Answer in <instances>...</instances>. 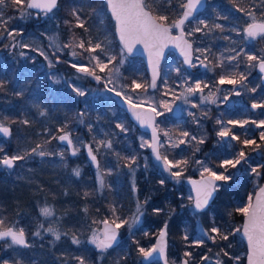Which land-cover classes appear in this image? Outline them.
Segmentation results:
<instances>
[{
	"label": "trees",
	"instance_id": "trees-1",
	"mask_svg": "<svg viewBox=\"0 0 264 264\" xmlns=\"http://www.w3.org/2000/svg\"><path fill=\"white\" fill-rule=\"evenodd\" d=\"M147 2L152 6L154 14L159 12V14L167 15L169 24L176 20L183 11L180 7L183 0H171L170 6H166L163 0H159L155 4L153 0H147ZM6 3L7 6L0 11V15L8 21L7 27L10 31L22 32L23 35H35L45 27L46 23L41 22V19L53 14L57 17L55 22L59 26L62 39L65 42L72 39L73 33L77 37L87 40V32L76 27H71L70 30V25L65 23V21H70L72 25L75 24L71 11L76 9L81 19L86 21L89 32L96 33L100 37L99 39L103 41L108 36L113 41L114 49L119 48L115 23L104 0H59L57 9L48 15L15 5L11 3V0H6ZM251 4L252 0H232V2H229V0H208L205 16L209 21V28L206 30L207 32L210 31L208 32L210 38H207V41L213 44L209 46L207 56L209 62L216 65L218 53L221 49H229L232 45L230 44L231 41L241 42L239 47H243L246 53L264 56V38L258 37L248 44L245 42L247 39L243 36L244 27L250 21L246 13ZM237 7L244 11H237ZM22 13L26 14L22 16ZM217 15L227 16L228 19H217ZM256 19L264 20L259 8L256 10ZM214 23L222 24L225 30L214 29L212 27ZM231 26H235L240 30L241 34L239 36L242 39H237L236 32L238 30L232 31ZM0 33H2V29H0ZM4 35L5 38L0 39V52L7 55L12 48L4 47V45H10L13 41L6 38V34ZM233 35H236V38H234L235 36L232 37ZM224 37H229V39L226 40ZM15 38V40L23 39V36L17 35ZM80 51L77 48V52ZM64 58L67 59V55ZM80 58L84 60L86 55L83 54ZM131 59L132 62L124 69V77L128 84H131L133 79L138 78V73L142 74L141 78L148 77L143 59L141 57ZM12 65L16 64L13 61L6 63L4 71L3 64L0 62V81L6 83V88L0 90V121L9 125L12 129L10 143L5 142L6 140L0 136V148H3L0 156L4 153H8L9 156L24 155L26 152L31 153L37 145L42 146L38 151L43 150L49 154L44 156L27 155L24 160L18 161L16 166L8 171L0 168V191L10 195L8 198L0 197V219L4 220L6 227L17 228L21 224L20 219L22 217L34 215L42 207H51L55 219L60 222L56 230L61 233V239L56 241L48 233L46 238L29 248L18 246L5 248L6 242L0 241V261L7 259L11 264L16 260H19L21 264H77L74 257L79 255L85 257L87 264H144L143 258L137 251V246L149 248L154 244L159 230L167 222L169 230L168 256L172 264L186 258L183 255L185 251L192 253L191 263L215 264L214 260L218 258L216 253L222 246L225 247L230 256L242 253V264H245L247 248L239 234H235L228 241L218 239L216 244L204 238V244L199 247L196 246L194 240L196 238L194 237L195 220L199 219L202 214L195 213L191 215L193 210L191 199L187 197L185 199L179 198L176 190L173 193L170 192L169 186L165 184L152 183L145 187L148 185L146 180L142 183L139 182V186L136 184L138 195L133 192V175L125 167L127 161L124 159L126 157L123 153L124 143L120 145V140L117 152L121 149L123 155L120 154L116 164L112 166V174L107 173L104 176L102 190L93 180H87L86 175L75 177L69 153L66 149L60 151L59 148L63 146L59 143L58 138L53 139V137H58L61 133L60 129L66 123L67 128L65 130L73 132V127L77 125L79 119L78 115L84 109V103L89 102L90 113L96 122L91 127V132H89V124L85 123L84 128H77L78 133L85 135L84 132H89V136H95L102 128H105L107 132L114 134L113 131L117 128L115 122H119L120 119L123 120L126 126L134 128L136 133H141V131L132 123L128 115L117 106L116 110H112L108 108V105L91 103L88 99L75 98L74 95L68 93L69 91L63 92L60 89L52 88L45 73L42 71L36 72L38 69L36 62L30 63L28 61V64L21 69V73H17L19 74L17 81L14 78L15 76L10 75L11 71L15 72L17 69ZM64 66L69 67L68 62ZM220 69L216 66L219 74H221ZM247 77V80L244 81L246 87H243L246 104L250 105L255 101H264V84L261 82L256 68L249 71V73L247 72ZM252 88H255L256 91L252 92ZM18 92H22V95H17ZM40 111H44L46 115L41 116ZM113 114L114 117H112ZM227 114L223 111V116ZM25 119L30 121L28 125L21 123ZM169 119L174 123L172 117H169ZM178 127L172 128V130L178 129ZM187 127L191 128V125L187 124ZM218 127L216 121L215 125L211 122L208 123L206 128H208L209 134H207L205 143L199 147V152H194V149L190 147L187 149L182 147L177 152L164 149V153L170 159H180L181 157L189 159L190 165L185 168V176L198 175L193 166L196 159L200 157L207 158L215 170L221 171L222 168L217 167V165L226 156V153L221 152V149L214 146L217 140ZM234 130V133L240 137V141L246 138L239 128ZM136 133L132 134L130 138L127 137L125 142L130 145L132 152L137 154L138 160L142 162L143 151L139 148ZM86 136L87 139H90L88 135ZM118 137L123 138L124 135L120 134ZM240 141H237L236 147L241 150L244 145ZM92 144L95 143L92 142ZM260 145L261 148H264V141ZM61 152L64 153V163L59 158ZM145 152L150 153V150L146 149ZM263 171L264 168H261V181L264 182ZM142 176L145 177L146 175L143 174ZM138 177H141V175L138 174ZM238 182L239 178H236L220 188L213 206L207 211L208 217L205 223L207 228H210L213 224V218L210 216L213 212L215 213L216 223H220L224 228L228 226L232 228L234 223L239 226L243 223V214L236 211L237 201L245 199L244 195L240 197V193L245 190L246 193L254 195L262 183L259 186H246L242 183L238 184ZM144 187L147 189L141 191ZM85 193H88V195L85 196ZM145 199H148L147 205L143 204ZM137 201H141V205L146 209V218L150 221L148 225H144L147 232L143 234L141 233L142 229H139L133 233L131 238L127 239L124 232H122L123 238L119 240L118 244L104 253L92 248L88 241L91 231L100 227L99 220L109 219L112 221L114 218L111 211L112 207L116 208L120 216L130 219L136 211ZM215 207L217 208L216 211L214 210ZM153 208H160L162 211L155 214L152 212ZM84 209H87V211ZM187 231L190 232L191 236L188 241H185L183 236ZM64 233H67V235H64ZM73 234L81 240L79 246L72 244ZM175 248L177 249L175 250ZM205 255L209 256L210 259L202 261L201 257ZM225 258L223 255L219 257L224 261V264L226 263ZM153 264L160 263L155 262Z\"/></svg>",
	"mask_w": 264,
	"mask_h": 264
},
{
	"label": "snow or ice",
	"instance_id": "snow-or-ice-1",
	"mask_svg": "<svg viewBox=\"0 0 264 264\" xmlns=\"http://www.w3.org/2000/svg\"><path fill=\"white\" fill-rule=\"evenodd\" d=\"M59 0H11V3L15 5H20L22 7H26L28 9L39 8L46 15L48 13H52L54 9L57 8ZM159 0H153V3H158ZM205 0H183L180 4V7L183 11L179 14L178 18L172 21L171 24L168 23L169 17L164 14H153L152 6L147 2V0H107V5L111 11L112 17L116 22V31L119 36L120 43L122 45L120 60L119 63L122 65L125 59V53L131 54L136 45H143L144 50L148 54V62L152 69V80L150 84L140 83L137 80L133 79L131 82V89L135 91L136 89H142L147 92L148 88L151 87L155 89L157 87L156 80L159 76L158 68L161 58L163 57L164 50L171 44L175 48L179 49L181 55L184 57V64L191 67H196V64L193 62V52H199L201 55L206 51L205 49L196 48L193 49V43L190 42L188 37H192L195 33H202L204 29L209 28L208 23L204 19H199L197 21V26L191 28L188 31H185V24L191 23L194 14L198 11V8L203 5ZM232 2V0H229ZM163 3L166 6H170L171 0H163ZM7 6L6 0H0V11H2ZM260 9L261 15L264 16V0H252V4L249 7L246 15L249 16L251 23L247 24V26L243 30V36L249 40H256L258 37L264 38V21L257 22L256 20V10ZM19 10V9H18ZM237 11H244L243 9L237 7ZM26 13H22L21 15H25ZM71 15L75 19V24L72 25L70 21H65L66 24L71 27H76L83 29L84 32H88L89 29L86 27V21L81 19V16L78 14V10L73 9L71 11ZM217 19L227 20V16L217 15ZM8 21L0 15V29H2V33H0V39H4L6 34V38L12 40L13 42L10 45H4V47H11L12 49L21 48V49H29L32 51H36L40 56H43L45 61L48 63L49 68H53L55 65L53 61L49 58V56L39 48H33L29 44L23 43L21 41H16L15 37L17 35L22 36V32H16L15 30H9L7 27ZM203 26V27H201ZM214 29H219L224 31V26L219 23H214L212 25ZM175 28L178 30V35L172 34V29ZM235 31V29H233ZM206 34V33H205ZM237 35H240L237 32ZM224 39H229V37H224ZM54 43V41H53ZM235 43V42H234ZM63 48H67L71 50V55L73 58H76L78 55L82 56L87 53V59L89 61L88 65H78L72 64L71 67L76 69L77 72L83 73L85 76H90L92 79L96 80L98 83L103 80L104 87L107 91L113 92L116 96L121 97V99L129 105V110L132 111L133 116L140 123L141 127H147L152 130L151 141L142 140L141 147H149L152 149V152L157 161H160L163 167V171L167 172L170 177L174 178L177 183L180 182V178L184 173V169L189 165L190 161L188 158L181 157L180 159H169L167 154H162L160 152V147L164 145L158 138V126L155 125V116H161L164 113L159 112L156 108L152 107L151 104L148 105V110L146 112L140 111V105L132 101V97L124 94L121 90H117V87L114 84V75H119V67L113 64L114 61L117 60L115 55L108 54L107 49L103 43V41L89 38L84 40L82 38L77 37L75 33L72 35V39L67 43L62 45ZM80 49L81 51L78 53L75 49ZM60 47L57 46L56 51H59ZM234 53L227 57V61L231 64L233 61H236L235 67L239 66L240 57L243 56L244 59L248 62H255V64L249 63L247 67H258L261 73H264V56H257L254 54H248L243 49L237 50L236 48L230 49ZM21 57L25 56V53L21 51L19 53ZM55 55V51L53 52ZM106 56L107 60L102 57ZM197 60H200V57H196ZM219 64L215 65L218 67H224V59L218 58ZM60 60L57 58L56 63H59ZM113 64V67L109 69V65ZM200 64L205 68H208L209 65L204 62V60H200ZM108 69V75L106 78H102L97 74V70L99 72H105ZM175 71L179 74L180 69L176 68ZM247 79V76L244 73L232 72L229 75H221L219 77L218 83L221 85L230 84V85H243V81ZM53 83H59L60 80L55 76H52ZM165 87L167 88V81L164 82ZM184 84H187V87L183 88V91L180 93H176L172 89H167L163 94L168 95L172 94L173 100L181 99L185 104H191L192 108H199L201 104L204 103H215V94L209 93L207 96L203 94L204 88L208 87V84L204 83L201 80H196L194 83H189L187 79H184ZM112 84L113 87L109 88L108 86ZM203 85V87H202ZM180 85H178L179 87ZM69 87L72 88V91L80 97L86 95V92L79 87H74L69 84ZM6 88V83L4 81H0V90H4ZM219 91V89H217ZM234 94L239 96L241 92L238 89H233ZM252 92H255L256 89L252 88ZM197 93L200 94L199 104L192 103L189 100V97L195 96ZM17 95H22V92L16 93ZM225 100L228 99L227 96L224 97ZM160 108L165 109L168 112L173 110L172 104L168 101H162L159 104ZM252 109H264V101L261 102H253L251 104ZM151 113V115L149 114ZM40 115H46L44 111H40ZM84 113H80V116L83 117ZM189 116L192 117V122L199 126L200 118L196 116L195 113L189 112ZM207 112H202V116H206ZM15 122V121H13ZM81 122H83L81 120ZM24 125H28L30 121L23 120L21 121ZM227 124L233 126L244 127V125L248 123L255 124L257 128H264V119L260 120H236L229 119L226 122ZM216 124L220 126L216 135L220 138H228L231 137L233 141H240V137L233 133L229 128L225 127V122L221 119L216 120ZM116 127L123 133H127L128 129H126L123 124L117 123ZM65 128L67 125L60 129L63 133L58 137L61 142H66L68 147L71 149V155L76 156L80 147L74 144L71 139V133L66 132ZM92 129L89 126V132ZM0 134L4 137H10L12 134L11 128L7 126L5 123L0 122ZM164 136L168 138V146L175 149L179 148L180 145H186L187 147L193 148L194 152H199V145H203L205 143V137L197 135L187 131L180 130L176 139L173 140L172 136L168 131H164ZM57 137H53L56 139ZM259 138L261 141H264V131L259 133ZM93 142L96 144L95 149L91 144H84L83 147L87 150V155L91 159V161L96 164L97 169L99 170V164L97 161V153L101 150V148H112L111 140H96L93 137ZM245 147L255 145L253 151L261 148V145L256 142L255 139L245 138L240 141ZM41 145H37L36 148L32 149L31 153H25L24 155L16 154L9 156L4 154L0 156V166L5 167L7 169H12L16 166L18 161H22L26 158L27 155L36 154L39 156H44L46 154L45 151L39 150L41 149ZM0 152H3V148H0ZM63 158L64 153H60ZM264 156V152L261 153ZM127 163L125 167L129 169V172L132 173L133 178L135 176V167L136 165V157L130 156L124 158ZM249 156L246 152L241 149L235 155L231 157H225L218 162L217 167L224 169V172L214 171L211 167H209L205 161L196 160L195 163L200 166L201 172L200 175L202 177L199 181L189 180V183L193 185L194 190L196 191V197L194 201V209L196 212H204L206 208H208L210 201L213 198L215 192L220 190L221 185L217 182L227 183L232 180V175L227 174L228 169L237 168L238 165L249 164L251 169V173L259 176L260 168H264V164H260L257 167H252L249 163ZM147 167V165H145ZM173 169H176L175 171ZM73 174L76 177L80 176V169H73ZM101 188L104 187V181L102 178L99 180ZM165 180L160 179L159 184L164 185ZM132 191L136 192L137 188L135 185V181L133 179ZM88 193H85L87 196ZM144 205L148 204V199L143 201ZM87 211V209H84ZM111 211L113 213V219L109 222L107 219L103 221L104 229L102 234H97L95 231L93 232L91 238L89 239V243L93 244L96 249L100 253L106 252L108 249H111L113 245L117 242V238L119 235V229L124 226H127L129 230L140 222V217L145 214L146 209L141 205L138 201L136 205V211L129 219H121L118 215H116V208L112 207ZM162 211L160 208H153L152 212L155 214H159ZM237 212L243 214L246 218L245 222L241 228H236L234 231L221 228L215 220H213V224L208 229H201L202 234L207 237L213 244H216L219 240L228 241L230 235H234L237 232L242 231V235L247 240L248 245V264H264V187H261L259 190V194L256 197V202L253 204L252 197H248V202L245 206L236 208ZM40 214L44 217H51L53 212L48 207H42L40 209ZM95 223V221H93ZM44 225L40 224L38 229L33 233L35 237L42 238L40 229H43ZM167 228L168 224L165 222L163 228L159 232V237L157 243L151 248H144L141 246H137V251L139 255L143 258L144 261L150 260L155 253H159L161 259H163L164 264H168V259L165 254L166 249V236H167ZM47 233H50L56 241L61 239V233L55 228L48 227L44 229ZM147 234V233H146ZM67 235V233H64ZM185 241H188L189 237L187 234L183 236ZM72 244L79 246L81 244V240L75 234L72 235ZM0 241H5V248H12L14 246L29 248L31 244L29 243L26 232L24 228H15V227H6L4 220L0 219ZM196 246H202L204 244V240H197L195 242ZM230 246V245H229ZM211 251V249H209ZM184 257L188 258L182 261V264H190V259L192 257V253L189 251H185L183 253ZM223 255L224 257H228L229 259L238 260V257H232L225 250V247H220V250L216 253L218 257L215 261V264H224L222 259L219 257ZM74 259L77 261V264H87L85 257L83 256H75ZM210 257L205 255L201 257L202 261L209 260ZM0 264H10V261L5 259L0 261ZM12 264H21L19 260L13 261Z\"/></svg>",
	"mask_w": 264,
	"mask_h": 264
},
{
	"label": "rangeland",
	"instance_id": "rangeland-1",
	"mask_svg": "<svg viewBox=\"0 0 264 264\" xmlns=\"http://www.w3.org/2000/svg\"><path fill=\"white\" fill-rule=\"evenodd\" d=\"M56 19H57V17L53 14H50L46 17H43L41 19V22H44L46 24H45V27L39 33L32 35V36L31 35H22L23 39H20L21 38L20 37L19 39L16 40V41H21L23 43L29 44L33 48L42 49L49 56V58L53 61L54 65H55L53 68H49L48 63H47V61H45L44 57L40 56L36 51H32L29 49L15 48V49L10 50L7 53V55H4L3 53L0 52V62H1V64H3V70L5 71L6 63L13 61L16 65H12V66L16 67L17 69L15 72L11 71L10 75L12 77L15 76L14 78L17 81V77L21 73V69L25 65L28 64V61H30V63L36 62V65L38 68L36 72L42 71L43 73H45L46 77L50 81V85L52 86V88L60 89L63 92L69 91L68 93L70 95H74L75 98H82L83 100L88 99L91 101V103H99L100 105H103V106L108 105V108H111L112 110H116L118 106L111 99L113 92H109L105 89L103 80L98 83L96 80L92 79L90 76H85L83 73L77 72L76 69L71 67V65L74 63L78 64V65H88L89 64V61L87 59L88 54L85 53L86 58L84 60H82L79 55L76 58H73L72 55L70 54L71 50L62 47V45L64 43H67L68 41L65 42L62 39L61 30H60L59 26L57 25V23L55 22ZM199 19H204L209 25L208 18L201 16V17L197 18L195 21L189 23L186 26V31L190 30L193 27H196L197 21ZM256 20L258 21V19H256ZM262 21H264V20H262ZM249 23H251V20L249 21ZM246 26H247V24L245 25V27ZM201 27H203V26H201ZM206 29H204V31L202 33H195L192 37H189V38L193 42H195V44H194L195 49L201 48V49L206 50L203 55H201V53H199V52H195L196 67H199L201 65L200 60H204V62L206 64H208L209 67L205 68V69L197 68V69L190 71V70L186 69V67L182 63L181 59L177 55L171 53L169 55V57L167 58L166 62L162 66L163 73H162V77L158 83L157 89L155 91H151L150 87H149L147 92L143 91L142 89H136L135 91H132V89L130 87L131 84H128L125 80L124 69L127 65H129L132 62L131 57L127 56L125 53L124 63L122 65H120L119 60H120V53H121L122 48L119 46V48L117 50H115L114 49L115 46L113 44V41L108 36L106 38H104V41H103V40L99 39L100 37L96 33H92L91 31L87 32L88 39L91 38L94 41H96V40L103 41V43L107 49L108 54L115 55L117 57V60L113 62V64L115 66L119 67V75H114V84L117 87V90H121L124 94L132 97V101L137 103V104H141V105H145V106H148L149 104H151L152 107L156 108L157 111L164 113L161 116H157L158 117V119H157L158 120V128L161 132L162 144L164 145L163 147H161L162 154H165L164 149L165 150H174L177 152V150L181 149L182 147H184V149L188 148L186 145H180L179 148H175V149L169 147L168 146V138L165 137L163 134L164 131H168L170 133V135L172 136L173 140L176 139V137L178 135V131H180V130H187V131L197 135L198 137L203 136L206 139L207 134H209L208 128H206L207 127V118H208V114H209L208 112H209V108L212 109V106H216V108H218V105H223L227 108H234V107L240 108V110L242 112L241 114H245L246 116L242 117L239 120L252 121V120L264 119V109H256L255 111L253 110V112H251V114L249 113V111H248V110H250L249 106H246L244 104V100H243V94H242L243 86H241L239 84L228 86L230 84H226L225 87H223V85L218 83L219 77L221 75H229L234 71L237 73L242 72L247 76V72L249 73V71L256 68V67H247V65L249 63L254 64V62H248L244 59L243 56H241L240 57V63H239L238 67H235V65L237 63L236 61H233L231 64H229L227 61V57L234 55V53L232 51H230V49H232V48L237 49L241 45V42H239V41L236 42L237 44L234 43L233 41H231L230 44H232V45L229 47V49H225V50L221 49L220 52L218 53V58L224 59V67L223 68L220 67L221 68L220 72H224V73L219 74L215 68L216 66L213 63L209 62V60L207 58L208 53H209V46H210V44L211 45H213V44L211 42L207 41V38H210V36H208V32H210V31L207 32ZM231 29L233 31V29H237V28L235 26H231ZM237 30H238L237 32L240 31L239 29H237ZM237 32H236V34H237ZM239 33L241 34V32H239ZM232 37L236 38V35H233ZM239 38L242 39L238 35L237 39H239ZM69 40H71V39H69ZM53 41H54V43H53ZM253 41L254 40H249V39L245 40V42L248 44L252 43ZM57 46L60 47L59 51H56ZM240 49L245 50L243 47L238 48V50H240ZM75 50L77 51V49H75ZM21 51H23L25 53L24 57H21L19 55V53ZM54 51H55V55H53ZM248 54H251V53H248ZM66 55H67V59L64 58V56H66ZM196 57H200V60H197ZM57 58H59V60L63 61V62L56 63ZM102 58L105 59V61L107 60L106 56H103ZM67 62L69 64V67L64 66V64L65 63L67 64ZM113 64L109 65V69H111L113 67ZM217 64H219V59L217 60ZM176 68L180 69L179 74L175 71ZM17 73H19V74H17ZM97 74L100 75L102 78H106L108 75V69H106L105 72H99L97 70ZM138 74H139V76L135 80H137L140 83L150 84V82H151L150 77L141 78L142 74H140V73H138ZM52 76H55L56 78H58L60 80V82L59 83H53ZM184 79H187L189 81V83H194L196 80H201L204 83L208 84V87L204 88L203 94L205 96H207L210 92L214 93L215 94V103H207L206 102L204 104H201L199 108H192L190 103L185 104V103H183V101L181 99L173 100V96L171 93H169L168 95L163 94L165 91H167V89H172L176 93L182 92L183 88L188 86L187 84L183 83ZM165 81H167V88L165 87V83H164ZM215 82L218 84H215ZM69 84H71L74 87L81 88L82 90H84L86 92V95L83 97L77 96L72 91V88L69 87ZM178 85H180V86L178 87ZM243 85H244V81H243ZM108 87L111 88V87H113V85L110 84ZM202 87H203V85H202ZM234 88L238 89L241 92V95H239V96L235 95L234 91H233ZM217 89H219V91H217ZM225 96L228 97L227 100L224 99ZM189 100L192 103L199 104L200 94L197 93L195 96L189 97ZM162 101H168L169 103H171L173 109L177 104L181 105L183 119L181 120V122H176V123H177V126H179V127L184 125L183 127H180V128L178 127V129L172 130V128L177 127L169 119V117H171L173 115V110L171 112H168L165 109L160 108L159 104ZM255 102H259V101H255ZM89 108H90L89 102L84 103V109L80 111V113H84V115H83V117H81L80 113H79V115H78L79 119L77 120V125L73 127V132L65 130L66 132L71 133V138L74 141V144H76L78 147H80V151L77 154V156L75 158L70 157L72 159V162H71L72 171H73V169L79 168L80 173H81L79 177L86 175L87 180H93V182L96 183L99 186V188L102 190L103 188H101L100 182H99L100 178H102L104 181V176L107 173L112 174V166L114 164H116V162H117L116 160L119 158L120 154L123 155V153H124L126 157H130V156L136 157V165H134L136 171H135L134 178L132 176V183H133V179H134L135 185L137 184L139 186V182L142 183L146 180V183L148 185H146L145 187H148L152 183L159 184L160 179H164L165 181H168V180L173 181L174 184L171 186L170 192L173 193V191L176 190L177 196L179 198L185 199V197H187L189 199H192V193H191L189 187L185 184V181L183 180V177H185L184 176L185 175V169H184L183 175L180 178V182L177 183V181L174 178L170 177L167 172L163 171V167H162L161 162L156 160L151 149L147 146L141 147L142 140H147L150 142L149 136L145 133H136L135 129L126 126L122 119H120L119 122H115V123L116 124L117 123L123 124V126L126 129H128L127 133L121 132L118 128L114 129V131H113L114 134L107 132L105 130V128H102L101 131L99 133H97L95 136L94 135L89 136V132H84L85 135L78 133L77 132L78 127L84 128L85 123H87V125L89 124L88 126L93 127L94 122H96V120L91 115V113H90L91 110ZM189 112L195 113L196 116L200 118L199 126L192 122V117L188 115ZM202 112H207V115L202 116ZM112 117H114V114ZM81 120L83 122H81ZM221 120H223V119H221ZM224 122H225L224 126L229 128L233 133L235 131L234 129L239 128V130H241V132L246 136V138L255 139L258 144H262L263 141L260 140L259 133L261 131H264V128H257L255 126V124H252V123H248V124L244 125V127H239V126H233V125L227 124L226 123L227 121H224ZM185 124L186 125L191 124V128H188V127L185 128V126H186ZM7 126H9V125H7ZM219 128L220 127H218V130H219ZM118 131H120V133H118ZM135 133H136L137 142L139 143V148H141V150L143 151V161L142 162L138 160V158H139L138 155L135 154L134 152H132L130 145L125 142L127 137L130 138L132 136V134H135ZM60 134H62V132ZM120 134H123L124 137L119 138L118 136ZM59 135H58V137H59ZM86 135H88V137H90V139H87ZM1 137H2V139L6 140L5 142H7V143H10V141L12 140L11 139L12 136L10 138H6V137L1 135ZM93 137H95L96 140H111L112 141V148L111 149L101 148L99 153H97V156L100 160L99 170L94 167L93 162L89 161L86 158L85 148L83 147L84 144L88 143V144H91L92 147L95 149L96 144H92ZM119 140H120V145H122V143H124V152L123 153H122L121 149L119 152H117ZM214 145H216L217 148L221 149V152L226 153L225 157H231V156L235 155L240 150L236 147L237 141L231 140V137H228V138L218 137V140H216ZM200 146L201 145H199L198 147H200ZM254 148H255V145H251V146H248V149L245 146H243L242 149L246 152V154H248V156L250 158L249 163L251 164V166L257 167L260 164H264V156L261 155V153L264 152V148H260V149H257L256 151H253ZM47 149H48V147H47ZM64 149H65L64 147L59 148L60 151H64ZM146 149H149L150 153L145 152ZM4 154L9 155L8 153H4ZM59 158H61L60 161L62 163H64V158H62L61 155H59ZM169 159H170V157H169ZM196 160L205 161L209 167H211L214 171H217L218 173L224 172V169H222L221 171L215 170L214 167L212 166V164L209 162V160L205 157H203V158L200 157V158H197ZM145 165H147V167H145ZM189 165H190V163H189ZM193 167L196 169L197 174H198L196 177L201 176L200 175V172H201L200 166L195 163V165ZM0 168L5 169L7 171L10 170V169H7V168L2 167V166H0ZM65 168H66V166H65ZM173 170L175 171L176 169H173ZM259 171H260V175L257 176L255 174L251 173V169L249 167V164L242 163L241 165H238L237 168H235V169L229 168L227 174L232 175V177H233L232 180L239 178L238 184L242 183L246 186L247 185L259 186L261 183H263V181H261V175H262L261 168L259 169ZM263 173H264V171H263ZM138 174L141 175V177H138ZM143 174H145L146 176L145 177L142 176ZM225 184L226 183L221 182L220 188H222L223 185H225ZM137 185H136V188H137L136 193L138 192ZM145 187L142 188L141 191H145L147 189ZM137 195H138V193H137ZM242 195L245 196V199L242 201H237L238 202L237 208L245 206L248 202L249 196H251L252 200H253L254 195L252 193L248 194V193H246L245 190H243L240 193V197ZM1 196H4L5 198L10 197V195L8 193L3 192V191H0V197ZM139 202L141 203V201H139ZM48 208H50L53 212V215L51 217L46 218V217L42 216L40 214V210H39L34 215L25 216V217H22L20 219L21 224L17 228H24L25 229V232H26V235L28 237L29 243L31 244V247H33L38 241L46 238V235L48 233L44 229H46L48 227L58 229V227L60 225V222H58L55 219L53 209L51 207H48ZM192 209L193 210L191 212V215H194L195 211H194L193 205H192ZM214 210L216 211L217 208L215 207ZM180 214L182 215V213H180ZM207 214H208V212L203 213L199 219L195 220V230H194V235H195L194 237H196V238H194L195 242L197 240H201L204 238L208 239L201 232V229H205V230L208 229L206 227V224H205L207 222V217H208ZM116 215H118L121 219H127V218H123L122 216H120L118 211H116ZM210 216L213 218L212 221L215 220V213L214 212L211 213ZM131 217L129 220H131ZM102 221H104V220H99L100 223H102ZM149 223H150V221L146 218V215L144 214L143 216L140 217V222L138 224L134 225L131 228V230H129L127 226H124L121 229H119V235L118 236L120 237V239H122L123 238L122 232H124V236L126 239L131 238L133 233H135L139 229H142L141 233L145 234V232H147V229H144L145 228L144 225H148ZM40 224L44 225V228L40 229L42 238L35 237L33 235V233L38 229ZM218 225L221 228H224L220 223H218ZM100 228H101V224H100V227L98 229L92 230L89 239L91 238L94 231L98 235L101 234ZM226 228L234 231L236 228L242 229V224L239 226L236 223H234L232 228H231V226H228ZM189 233L190 232H188V231L186 233L188 235V237L191 236V234H189ZM240 233L241 232H237L235 234L240 235ZM234 235H230L231 237L229 236V239H231ZM91 245H92V248H96L93 244H91ZM153 245L154 244L149 246V248H151ZM176 249L177 248H175V250ZM241 255H242V253H239L238 255L237 254L231 255L232 257H238L239 258L238 260L229 259L228 257H226L225 258V260H226L225 264H242ZM215 261H216V259L214 260V262ZM180 263H181V261H177L175 264H180ZM191 264H195V263H191Z\"/></svg>",
	"mask_w": 264,
	"mask_h": 264
},
{
	"label": "water",
	"instance_id": "water-1",
	"mask_svg": "<svg viewBox=\"0 0 264 264\" xmlns=\"http://www.w3.org/2000/svg\"><path fill=\"white\" fill-rule=\"evenodd\" d=\"M105 1V3H106V5H107V0H104ZM59 3V2H58ZM206 6H207V0H205V2L203 3V5L202 6H200L199 8H198V11L194 14V16H193V18H192V21L197 17V15H198V13L199 12H201V10H203V9H205L206 8ZM58 7V6H57ZM107 7H108V5H107ZM57 9V8H56ZM56 9H54L53 10V12L56 10ZM30 10H32V11H34V12H36V13H43V15H46L43 11H41V9H39V8H34V9H30ZM108 10H109V12H110V15H111V17H112V14H111V11H110V9H109V7H108ZM48 14H50V13H48ZM47 14V15H48ZM112 19H113V21H114V23H115V32H116V36H117V40H118V43H119V45H120V47L122 48V45H121V43H120V40H119V36H118V33H117V31H116V22H115V19L112 17ZM259 22H261V21H259ZM186 24H188L187 22H186ZM185 24V25H186ZM175 28H173L172 29V34L173 35H178L179 34V32H178V30L177 29H175V31H176V33H174L173 32V30H174ZM189 39V38H188ZM190 40V39H189ZM190 42H192L191 40H190ZM193 49H194V47H193ZM170 53H174L175 55H177L182 61H184V57L181 55V53H180V51H179V49H177V48H175L174 46H172L171 44L164 50V54H163V57L161 58V60H160V63H159V68H158V72H159V76H158V78H157V80H156V84H157V86H158V83H159V81H160V79H161V77H162V73H163V71H162V66H163V64L166 62V60H167V57H168V55L170 54ZM126 55L127 56H129V57H141L142 59H143V61H144V63H145V67H146V71H147V74H148V76L151 78V80H152V69H151V66L149 65V62H148V54H147V52L144 50V48H143V45H136L135 46V48L133 49V52L131 53V54H127L126 53ZM193 62H194V52H193ZM184 63V62H183ZM184 66L186 67V68H188V69H191L188 65H186V64H184ZM203 68H205L204 66H203ZM257 72L261 75V80H262V83L264 84V73H261L260 71H259V68L257 67ZM157 89V87L155 88V89H152L151 87H150V90L151 91H155ZM112 100H114L115 101V103H116V105L123 111V112H125L127 115H128V117L130 118V120L132 121V123H134L135 125H136V127L141 131V132H143V133H146V134H148L149 135V137H150V141H151V136H152V130L150 129V128H147V127H141V125H140V123L136 120V118L133 116V114H132V111H130L129 110V105L128 104H126L122 99H121V97H119V96H116L114 93L112 94V98H111ZM140 105V108H139V110L140 111H143V112H146L147 110H148V106H145V105H141V104H139ZM150 115H151V113H149ZM173 115L175 116V118L177 119V120H182L183 119V114H182V107H181V105H179V104H177L175 107H174V109H173ZM157 119H158V117L157 116H155V125L156 126H158L157 125ZM11 128V127H10ZM159 129V128H158ZM11 131H12V129H11ZM63 134V133H62ZM62 134H60V135H62ZM2 134H0V136H1ZM59 135V136H60ZM3 136V135H2ZM11 136H12V134H11ZM10 136V137H11ZM10 137H6V138H10ZM158 138H159V140L162 142V138H161V132H160V130L158 131ZM72 139V138H71ZM58 141H59V143L61 144V145H63V146H65V147H67L68 149H69V152H70V155H71V149L68 147V145H67V143L66 142H61L59 139H58ZM151 149V148H150ZM151 151H152V149H151ZM85 152H86V155H87V150L85 149ZM160 152L162 153V151H161V147H160ZM153 153V152H152ZM72 156V155H71ZM72 157H75V156H72ZM87 158H88V160L89 161H91V159L88 157V155H87ZM97 161H98V164H100V161H99V158H98V156H97ZM92 162V161H91ZM94 164V163H93ZM94 167L95 168H97V166H96V164H94ZM202 179V177L201 176H199V177H188L187 179H186V184H187V186L189 187V189H190V191H191V193H192V198H193V205H194V201H195V197H196V191L194 190V188H193V185L191 184V183H189V180H194V181H199V180H201ZM218 184L220 183L219 181L217 182ZM261 187H264V182L257 188V190L255 191V193H254V196H253V204H255V202H256V197H257V195L259 194V190H260V188ZM217 193H218V191L217 192H215L214 193V195H213V198H212V200L210 201V203H209V206H208V208H206L205 209V211H207L211 206H212V204L214 203V201H215V199H216V197H217ZM195 210V209H194ZM204 211V212H205ZM196 212V211H195ZM197 213H203V212H197ZM245 217H243V223H242V226H243V224H244V222H245ZM108 220V219H107ZM109 222H111L110 220H108ZM163 228V227H162ZM161 228V229H162ZM101 234H102V232H103V229H104V224H103V221H102V223H101ZM27 236V235H26ZM158 237H159V233H158V235H157V237H156V239H155V243H154V245L157 243V240H158ZM240 237H241V239L245 242V244H246V248H247V252H246V258H245V264H248V245H247V240H246V238H244L243 237V235H242V231H241V233H240ZM27 239H28V237H27ZM118 242H119V237L117 238V242L113 245V246H115L116 244H118ZM153 245V246H154ZM166 249H165V254H166V256H167V259H168V264H172L171 262H170V260H169V256H168V248H169V231H168V228H167V236H166ZM152 246V247H153ZM185 259H187V258H183L182 259V261L183 260H185ZM142 261H143V263L144 264H153V263H155V262H158V263H160V264H164V261H163V259H161V257L159 256V253H155L154 255H153V257L150 259V260H148V261H144L143 259H142ZM182 261H181V263L180 264H182Z\"/></svg>",
	"mask_w": 264,
	"mask_h": 264
},
{
	"label": "flooded vegetation",
	"instance_id": "flooded-vegetation-1",
	"mask_svg": "<svg viewBox=\"0 0 264 264\" xmlns=\"http://www.w3.org/2000/svg\"><path fill=\"white\" fill-rule=\"evenodd\" d=\"M207 6H208V0H207ZM207 6H206V8H207ZM206 8L205 9H203V10H201V12H199L198 13V15H197V17L193 20V21H195L197 18H199V17H201V16H203V17H206L205 16V12H206ZM192 21V22H193ZM259 21H262V20H258L257 22H259ZM189 24V23H188ZM188 24H186L185 25V31H186V26L188 25ZM173 32L174 33H176V31H175V29L173 30ZM189 38V37H188ZM190 39V38H189ZM191 40V39H190ZM192 41V40H191ZM192 43H193V47H194V44H195V42H193L192 41ZM120 46V45H119ZM195 49V48H194ZM171 54V53H170ZM169 54V55H170ZM174 54V53H173ZM169 55H168V57H169ZM139 57V56H138ZM167 57V58H168ZM131 58H135V57H131ZM182 61V60H181ZM182 63H183V61H182ZM194 63H195V51H194ZM184 64V63H183ZM197 68H200V69H205V68H203V65H200L199 67H192L191 69H188V68H186V69H188V70H194V69H197ZM216 68V67H215ZM163 71V70H162ZM256 71H257V67H256ZM221 73H224V72H221ZM258 73V72H257ZM259 74V73H258ZM260 75V74H259ZM149 77V76H148ZM260 79H261V75H260ZM261 82H262V80H261ZM215 84H218V83H216L215 82ZM225 85L226 84H224L223 85V87H225ZM228 86H231V85H228ZM244 93H245V91H244V89H242V94H243V100H244V104L246 105V106H249V109L250 110H248L249 111V113L251 114V112H253V110L254 109H252L251 108V104L250 105H247L246 104V102H245V96H244ZM256 110V109H255ZM254 110V111H255ZM223 111H225V112H227L228 114L226 115V116H223ZM209 114H208V118H207V125H208V123L209 122H211V124H213V125H215V121L217 120V119H223L224 121H227V120H229V119H236V120H239V119H241L242 117H245L246 115L245 114H241L242 112H241V110H240V108H238V107H234V108H227V107H225V106H223V105H218V108H216V106H212V109L211 108H209V112H208ZM134 124V123H133ZM135 125V124H134ZM157 125H158V120H157ZM189 125H191V124H189ZM136 126V125H135ZM187 126V125H186ZM217 126H219V125H217ZM220 127V126H219ZM141 133H143V132H141ZM146 134V133H145ZM148 135V134H147ZM149 136V135H148ZM150 138V137H149ZM162 138V137H161ZM217 140H218V136H217ZM74 142V141H73ZM88 144V143H87ZM63 146V145H62ZM214 146H216V145H214ZM65 149H67V151H68V153H69V156L71 157V158H75V157H72L71 155H70V152H69V149L67 148V147H65V146H63ZM208 147H210V145H208ZM215 148H217V147H215ZM161 151H162V149H161ZM228 154V153H227ZM86 155V154H85ZM86 158H87V155H86ZM88 159V158H87ZM100 161V160H99ZM94 165V164H93ZM99 166H100V164H99ZM185 176V175H184ZM188 177H196V176H185V177H183V180L185 181V184H186V179L188 178ZM165 185H168L169 186V188H171V186L174 184L173 183V181H165V183H164ZM220 185H221V182L219 183ZM187 185V184H186ZM218 194V193H217ZM192 200V205H193V198L191 199ZM216 200V199H215ZM215 202V201H214ZM212 206H213V204H212ZM211 206V207H212ZM210 207V208H211ZM194 208V207H193ZM209 208V209H210ZM208 209V210H209ZM207 210V211H208ZM195 211V210H194ZM207 211H205V212H207ZM205 212H203V213H205ZM195 213H197V212H195ZM203 213H198V214H203ZM109 220V219H108ZM111 221V220H110ZM168 224V223H167ZM161 230V229H160ZM160 230H159V232H160ZM169 231V230H168ZM158 235V234H157ZM119 237V236H118ZM157 237V236H156ZM119 240H120V237H119ZM29 241V240H28ZM191 264V263H190Z\"/></svg>",
	"mask_w": 264,
	"mask_h": 264
},
{
	"label": "bare ground",
	"instance_id": "bare-ground-1",
	"mask_svg": "<svg viewBox=\"0 0 264 264\" xmlns=\"http://www.w3.org/2000/svg\"><path fill=\"white\" fill-rule=\"evenodd\" d=\"M114 103H115V101L114 100H112ZM174 120V123H175V125H177V123L176 122H181V120H177L176 118H175V116L174 115H172L171 116ZM186 125V124H185ZM184 126V125H183ZM183 126H180V127H183ZM185 128H187V126H185Z\"/></svg>",
	"mask_w": 264,
	"mask_h": 264
}]
</instances>
